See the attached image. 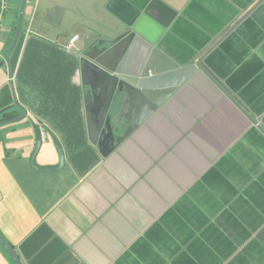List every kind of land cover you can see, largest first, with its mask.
Instances as JSON below:
<instances>
[{"label":"crops","instance_id":"obj_1","mask_svg":"<svg viewBox=\"0 0 264 264\" xmlns=\"http://www.w3.org/2000/svg\"><path fill=\"white\" fill-rule=\"evenodd\" d=\"M2 1L0 90L24 113L0 123V236L18 260L0 242V264H264V0H26L9 60L21 0ZM130 34L132 62L148 44L198 69L104 158L83 59ZM128 110L111 111L123 134ZM33 123L60 170L31 167ZM42 133L37 164L55 166Z\"/></svg>","mask_w":264,"mask_h":264},{"label":"water","instance_id":"obj_2","mask_svg":"<svg viewBox=\"0 0 264 264\" xmlns=\"http://www.w3.org/2000/svg\"><path fill=\"white\" fill-rule=\"evenodd\" d=\"M25 4L26 0H21L19 20L13 43L6 55L7 60L21 34ZM117 42L119 44L112 42L108 47H102L99 43L90 48L83 59L82 79L84 84L90 86L86 97L89 137L99 147L104 158L110 156L198 69L195 64L181 67L160 49L148 44L143 45L139 56L132 62V44L138 43L139 38L132 34L122 35ZM126 107H129V113L125 115L128 129L124 135L118 136L115 132L119 130L113 129L111 111L114 108L123 111ZM32 125L36 145L30 157L31 167L41 172L60 170L64 165L60 143L48 129L36 123ZM42 130L47 131L58 149L60 160L55 166L37 164L36 158L43 145ZM0 242L17 260L1 236Z\"/></svg>","mask_w":264,"mask_h":264},{"label":"trees","instance_id":"obj_3","mask_svg":"<svg viewBox=\"0 0 264 264\" xmlns=\"http://www.w3.org/2000/svg\"><path fill=\"white\" fill-rule=\"evenodd\" d=\"M24 113L15 99L14 89L11 84L0 90V123L17 118Z\"/></svg>","mask_w":264,"mask_h":264},{"label":"built area","instance_id":"obj_4","mask_svg":"<svg viewBox=\"0 0 264 264\" xmlns=\"http://www.w3.org/2000/svg\"><path fill=\"white\" fill-rule=\"evenodd\" d=\"M7 7H8L7 0H3L2 1V10L3 11L7 10ZM78 42H79V36H74L70 39L68 47L70 49H75Z\"/></svg>","mask_w":264,"mask_h":264},{"label":"flooded vegetation","instance_id":"obj_5","mask_svg":"<svg viewBox=\"0 0 264 264\" xmlns=\"http://www.w3.org/2000/svg\"><path fill=\"white\" fill-rule=\"evenodd\" d=\"M120 126H122V123H121ZM113 129L114 130H117V129L119 130L117 133L115 132L116 135H118V136L124 135L123 133L120 132V127H118L117 125L114 124Z\"/></svg>","mask_w":264,"mask_h":264}]
</instances>
